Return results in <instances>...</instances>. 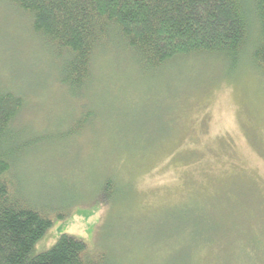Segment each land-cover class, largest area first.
<instances>
[{
	"label": "rangeland",
	"instance_id": "rangeland-1",
	"mask_svg": "<svg viewBox=\"0 0 264 264\" xmlns=\"http://www.w3.org/2000/svg\"><path fill=\"white\" fill-rule=\"evenodd\" d=\"M28 29L0 0V75L26 100L16 130L56 138L15 172L31 205L60 216L32 255L66 234L114 264H264V250H249L259 236L249 215H264L249 201L264 192V77L250 58L189 55L142 72L110 48L76 98ZM81 106L97 118L80 137L60 138Z\"/></svg>",
	"mask_w": 264,
	"mask_h": 264
},
{
	"label": "trees",
	"instance_id": "trees-1",
	"mask_svg": "<svg viewBox=\"0 0 264 264\" xmlns=\"http://www.w3.org/2000/svg\"><path fill=\"white\" fill-rule=\"evenodd\" d=\"M7 1L27 19L29 34L58 61L57 84L71 97L90 89L94 58L115 47L142 72L182 56L212 55L234 63L243 54L264 77V0ZM2 79L0 75V264H114L105 251L93 255L84 242L66 234L45 252L32 255L52 225L51 214L60 216L31 205L15 172L35 149L51 147L56 138L16 130L26 100ZM85 108L80 107L60 138L80 137L86 120L97 118ZM112 184L105 180V194L112 192ZM255 192L249 201L264 206V192L257 191L254 198ZM259 219L249 215V234L259 231V236L249 237L250 251L264 250V215Z\"/></svg>",
	"mask_w": 264,
	"mask_h": 264
}]
</instances>
